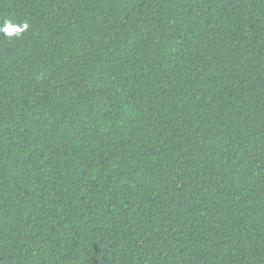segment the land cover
<instances>
[{
	"label": "trees",
	"instance_id": "16d2710c",
	"mask_svg": "<svg viewBox=\"0 0 264 264\" xmlns=\"http://www.w3.org/2000/svg\"><path fill=\"white\" fill-rule=\"evenodd\" d=\"M0 264H264V0H0Z\"/></svg>",
	"mask_w": 264,
	"mask_h": 264
},
{
	"label": "clouds",
	"instance_id": "9594fccd",
	"mask_svg": "<svg viewBox=\"0 0 264 264\" xmlns=\"http://www.w3.org/2000/svg\"><path fill=\"white\" fill-rule=\"evenodd\" d=\"M25 27H27V25H25ZM9 29H11V28L5 27L3 29V31H5V33L8 34V35H12V33H13L14 30L12 29V31H9Z\"/></svg>",
	"mask_w": 264,
	"mask_h": 264
},
{
	"label": "snow or ice",
	"instance_id": "6c2138e0",
	"mask_svg": "<svg viewBox=\"0 0 264 264\" xmlns=\"http://www.w3.org/2000/svg\"><path fill=\"white\" fill-rule=\"evenodd\" d=\"M9 31H12V29H9Z\"/></svg>",
	"mask_w": 264,
	"mask_h": 264
}]
</instances>
